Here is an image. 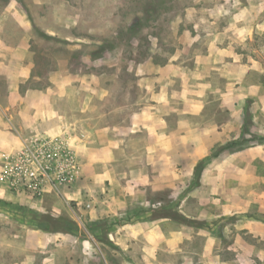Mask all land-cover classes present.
I'll return each mask as SVG.
<instances>
[{"label": "crops", "instance_id": "0c3cea01", "mask_svg": "<svg viewBox=\"0 0 264 264\" xmlns=\"http://www.w3.org/2000/svg\"><path fill=\"white\" fill-rule=\"evenodd\" d=\"M2 10L22 36L7 45L0 13L1 201L81 216L120 264H264V118H252L264 115V0H193L173 24L176 48L130 66L125 85L118 72L108 85L59 66L33 87L30 20L13 1ZM31 137L60 140L76 167L41 201L12 193L1 173ZM34 233L33 246L0 243L2 256L20 255L0 264H77L64 242L74 238L43 254Z\"/></svg>", "mask_w": 264, "mask_h": 264}, {"label": "rangeland", "instance_id": "374dc122", "mask_svg": "<svg viewBox=\"0 0 264 264\" xmlns=\"http://www.w3.org/2000/svg\"><path fill=\"white\" fill-rule=\"evenodd\" d=\"M12 1L30 20L28 51L35 64L34 74L41 78L32 86L46 87L49 72L59 66H66L76 75L85 73L101 77L108 85L114 82L118 72L117 79L121 84H130L132 78L127 73L130 66L143 63L150 57L163 62L176 48L173 24L184 17L185 9L193 0H0V13L4 14L5 21L2 34L9 38L7 45L10 48L16 46V40L22 36L2 10V5ZM127 98L124 99L126 102ZM113 105L112 102L108 106ZM254 117L264 118V115L259 113L252 115ZM48 190L49 187L41 196L10 191L41 201L44 196L50 195ZM40 214L51 212L49 209L38 211L19 201L10 203L0 200V243L10 241L30 246L38 243L40 237L34 231H37L36 219ZM60 216L69 218L66 214ZM70 219L78 224L79 232L69 235L74 241L66 239L69 241L64 242L75 244L76 249L69 257L77 264H82L83 260L85 264H120L125 259L110 244L100 243L106 235L91 232V226L81 216ZM43 233V254H48L46 252L62 243L64 234ZM88 254L91 256L89 261ZM8 258L14 261L20 255L11 251L10 257L7 254L2 256L0 251L1 261Z\"/></svg>", "mask_w": 264, "mask_h": 264}, {"label": "built area", "instance_id": "2783aa9c", "mask_svg": "<svg viewBox=\"0 0 264 264\" xmlns=\"http://www.w3.org/2000/svg\"><path fill=\"white\" fill-rule=\"evenodd\" d=\"M22 151L6 160L3 178L10 190L41 196L70 182L75 161L58 139L26 138Z\"/></svg>", "mask_w": 264, "mask_h": 264}, {"label": "trees", "instance_id": "16d2710c", "mask_svg": "<svg viewBox=\"0 0 264 264\" xmlns=\"http://www.w3.org/2000/svg\"><path fill=\"white\" fill-rule=\"evenodd\" d=\"M203 167L204 162L197 165L194 172L196 177L200 175ZM147 195L148 198L151 197V193ZM170 216L174 221L186 226L197 227L200 225L198 222L182 217L177 212H171ZM36 228L46 234L76 235L79 232V226L74 220L63 216L56 217L51 214H40L36 219ZM100 243L109 244L106 236L100 240Z\"/></svg>", "mask_w": 264, "mask_h": 264}]
</instances>
